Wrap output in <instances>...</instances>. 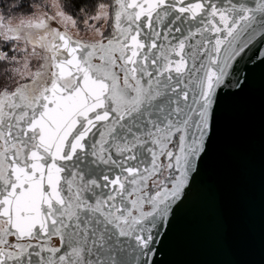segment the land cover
<instances>
[{"label":"snow or ice","instance_id":"snow-or-ice-1","mask_svg":"<svg viewBox=\"0 0 264 264\" xmlns=\"http://www.w3.org/2000/svg\"><path fill=\"white\" fill-rule=\"evenodd\" d=\"M257 85L264 0H0V264H174Z\"/></svg>","mask_w":264,"mask_h":264},{"label":"water","instance_id":"water-1","mask_svg":"<svg viewBox=\"0 0 264 264\" xmlns=\"http://www.w3.org/2000/svg\"><path fill=\"white\" fill-rule=\"evenodd\" d=\"M214 193L190 213L174 264H264V95L259 85L229 124Z\"/></svg>","mask_w":264,"mask_h":264}]
</instances>
